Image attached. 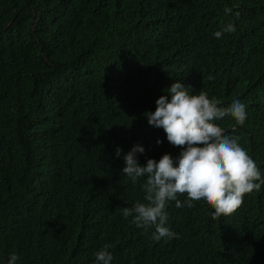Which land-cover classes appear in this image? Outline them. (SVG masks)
Wrapping results in <instances>:
<instances>
[{"label":"trees","instance_id":"trees-1","mask_svg":"<svg viewBox=\"0 0 264 264\" xmlns=\"http://www.w3.org/2000/svg\"><path fill=\"white\" fill-rule=\"evenodd\" d=\"M175 82L246 106L216 123L264 172V0H0V264H95L119 237L115 264H264V186L228 217L169 202L167 243L119 211L146 203L135 145L142 166L180 153L144 116Z\"/></svg>","mask_w":264,"mask_h":264},{"label":"clouds","instance_id":"clouds-1","mask_svg":"<svg viewBox=\"0 0 264 264\" xmlns=\"http://www.w3.org/2000/svg\"><path fill=\"white\" fill-rule=\"evenodd\" d=\"M232 24H227L222 31L214 33L221 38L224 33H234ZM146 72L144 67L142 71ZM189 86L175 82L165 89L166 94L156 100V110L145 112L150 126L162 128L167 141L173 147H179L177 157L164 154L157 162L147 159L146 165L139 163L137 154H145V148L135 145L124 156L125 167L121 175L133 185L144 181L142 190L146 203L137 201L132 207L119 208L122 216L138 228H154L152 239L167 243L179 236L168 225L167 207L175 201L177 208L185 205L194 208L197 202L206 203L212 209L213 218L228 217L235 213L244 202L247 194L259 192L264 186V172L241 146V138L226 134L217 121L232 117L237 125H244L247 120L246 106L235 100L228 107H221L215 97L209 98L203 90L191 94ZM231 126L229 130H237ZM157 145L163 144L157 140ZM122 149H116L119 158ZM90 178V177H87ZM186 194L184 203L178 198ZM111 227V226H110ZM106 234H119L107 231ZM124 234L129 235L124 231ZM119 242H109L94 253L95 264H115L117 256L113 243L125 252H129L130 237H119ZM125 257V255H124ZM20 257L11 253L7 264H17Z\"/></svg>","mask_w":264,"mask_h":264},{"label":"rangeland","instance_id":"rangeland-1","mask_svg":"<svg viewBox=\"0 0 264 264\" xmlns=\"http://www.w3.org/2000/svg\"><path fill=\"white\" fill-rule=\"evenodd\" d=\"M10 23H11V22H10ZM10 23H9V24H10ZM9 24H8V25H9ZM8 257H9V256L6 257V254L3 255V257H2V259H3V263H5V262L8 260ZM6 258H7V259H6Z\"/></svg>","mask_w":264,"mask_h":264},{"label":"water","instance_id":"water-1","mask_svg":"<svg viewBox=\"0 0 264 264\" xmlns=\"http://www.w3.org/2000/svg\"><path fill=\"white\" fill-rule=\"evenodd\" d=\"M14 23V20L11 21V23L9 24V26H11Z\"/></svg>","mask_w":264,"mask_h":264}]
</instances>
